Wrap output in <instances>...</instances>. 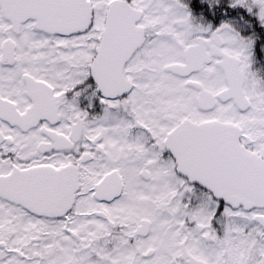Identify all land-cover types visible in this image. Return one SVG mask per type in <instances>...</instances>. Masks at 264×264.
I'll return each instance as SVG.
<instances>
[{
	"label": "snow or ice",
	"instance_id": "6c2138e0",
	"mask_svg": "<svg viewBox=\"0 0 264 264\" xmlns=\"http://www.w3.org/2000/svg\"><path fill=\"white\" fill-rule=\"evenodd\" d=\"M0 264H264V0H0Z\"/></svg>",
	"mask_w": 264,
	"mask_h": 264
}]
</instances>
